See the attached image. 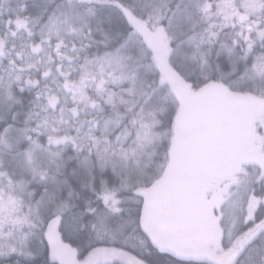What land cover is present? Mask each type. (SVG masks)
Wrapping results in <instances>:
<instances>
[{
	"label": "snow or ice",
	"instance_id": "6c2138e0",
	"mask_svg": "<svg viewBox=\"0 0 264 264\" xmlns=\"http://www.w3.org/2000/svg\"><path fill=\"white\" fill-rule=\"evenodd\" d=\"M0 264H264V0H0Z\"/></svg>",
	"mask_w": 264,
	"mask_h": 264
}]
</instances>
